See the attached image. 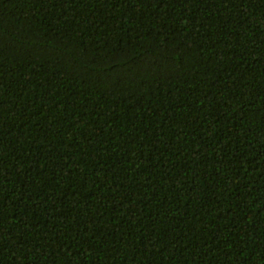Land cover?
I'll return each mask as SVG.
<instances>
[{
    "label": "trees",
    "instance_id": "obj_1",
    "mask_svg": "<svg viewBox=\"0 0 264 264\" xmlns=\"http://www.w3.org/2000/svg\"><path fill=\"white\" fill-rule=\"evenodd\" d=\"M0 264H264V0H0Z\"/></svg>",
    "mask_w": 264,
    "mask_h": 264
}]
</instances>
